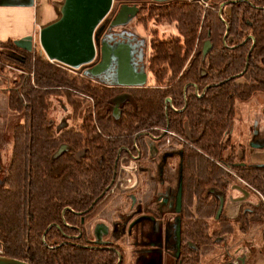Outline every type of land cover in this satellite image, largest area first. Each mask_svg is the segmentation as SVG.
<instances>
[{
	"label": "trees",
	"instance_id": "trees-1",
	"mask_svg": "<svg viewBox=\"0 0 264 264\" xmlns=\"http://www.w3.org/2000/svg\"><path fill=\"white\" fill-rule=\"evenodd\" d=\"M207 2L148 6L151 16L174 21L177 35L150 39L152 81L143 86L99 83L40 50L0 42L16 54L0 52V59L21 71L7 90L8 107L23 114L0 187V255L31 264H112L111 254L78 236L81 211L104 197L116 158L143 130L184 134L186 123L193 147H182V200L190 206L198 192L207 210V189L228 177L210 157L232 161L236 100L264 94V0ZM205 41L212 47L203 57ZM194 87L204 92L187 97ZM167 97L175 109L165 105ZM60 110L64 115L55 118ZM63 143L69 149L51 159ZM241 175L249 180L251 173Z\"/></svg>",
	"mask_w": 264,
	"mask_h": 264
},
{
	"label": "flooded vegetation",
	"instance_id": "flooded-vegetation-1",
	"mask_svg": "<svg viewBox=\"0 0 264 264\" xmlns=\"http://www.w3.org/2000/svg\"><path fill=\"white\" fill-rule=\"evenodd\" d=\"M177 1H198L208 6V0H117L106 29L97 36V48L105 45L130 48L131 52L121 34L109 26L121 5L135 7L136 21L146 23L151 19L162 20L149 14V5ZM221 9L219 5V11ZM225 11L228 12L229 7ZM140 16L143 17L141 21ZM151 32L150 39L157 36L155 30ZM175 35L177 33L171 36ZM205 42L203 57L210 49L203 54ZM134 48H138L136 44ZM99 60L100 55L96 63ZM135 71L146 73V82L139 86L150 83L147 82L148 65V73ZM105 72L114 73L116 77V82L108 85L133 87L117 83L115 56ZM203 92L204 89L194 87L186 96H200ZM165 105L175 109L169 97ZM115 107L114 113L118 114ZM258 113L247 122L250 123L247 137L237 143L232 139V124L230 144L234 153L231 162L210 157L228 177L224 186L207 189V210L198 192L190 206L182 200V147H193L186 123L184 134L168 127H159L157 135L147 130L137 132L132 147L123 148L125 153L119 160L116 158L114 177L104 197L98 201L95 198L81 211L78 236H82L84 246L111 254L112 264H264V107ZM236 115L235 104L233 123ZM261 120L263 124L259 125ZM5 144L6 138L0 137V187L4 186L11 155V152L10 155L6 153ZM119 154L120 149L117 157ZM228 154L229 147L223 156ZM246 171L251 173L249 180L241 175ZM179 190L180 204H177Z\"/></svg>",
	"mask_w": 264,
	"mask_h": 264
},
{
	"label": "water",
	"instance_id": "water-1",
	"mask_svg": "<svg viewBox=\"0 0 264 264\" xmlns=\"http://www.w3.org/2000/svg\"><path fill=\"white\" fill-rule=\"evenodd\" d=\"M113 2L114 0H55L53 2L55 16L39 26L38 43L48 60L72 69L86 66L91 76L106 71L115 56L117 83L122 86H139L146 82V73L135 71L131 67L130 48H109L105 45L97 48L96 33L98 28L102 27L98 25H101L113 9ZM223 5L224 3L220 4V9ZM135 11V7L121 5L114 22L125 21L128 14ZM13 42L24 50L34 49L33 37L30 35ZM208 48H211V43L206 41L203 54ZM99 55L100 60L96 63ZM115 109L117 110L116 107ZM60 125L57 129L61 127ZM66 149H68L66 144L59 145L51 159L59 157ZM177 204H180V190ZM0 264L31 263L0 255Z\"/></svg>",
	"mask_w": 264,
	"mask_h": 264
},
{
	"label": "rangeland",
	"instance_id": "rangeland-1",
	"mask_svg": "<svg viewBox=\"0 0 264 264\" xmlns=\"http://www.w3.org/2000/svg\"><path fill=\"white\" fill-rule=\"evenodd\" d=\"M163 1L170 2L172 0H153V2ZM117 0H115L113 9L102 21L101 28L97 30V36L104 31L107 27L108 18L111 17V14L114 11V7ZM110 28L113 31H117L121 34V39L126 42L125 45H130V63L131 67L135 70L147 71L148 65V55H149V39L152 34L150 32L155 30L159 38H166L177 33L174 22L169 20H146V23H139L136 21L134 14H128L125 21L122 22H112L109 24ZM118 33V34H119ZM152 33V32H151ZM137 45L138 48H134V45ZM140 47V48H139ZM34 49L40 50L42 53L38 38L34 40ZM0 52L11 55L16 54L0 47ZM44 54V53H43ZM45 55V54H44ZM4 64V65H3ZM7 64V65H6ZM88 67V65H87ZM73 73L78 74H89L86 66L81 67L80 69H69ZM21 73V71L11 65L3 57L0 59V137L6 138L5 151L10 155L12 147V134L14 127L23 121V114L15 112L8 107V95L7 90L13 85L14 80ZM32 74V73H31ZM30 74V75H31ZM29 75V74H27ZM90 75V74H89ZM93 76V75H92ZM94 79L99 83L104 84H113L116 82L115 74H106L105 71L100 72L93 76ZM152 79L148 73L147 82H151ZM260 96V97H258ZM264 107V94H255L248 101H236V117L233 123L232 139L233 142L237 143L243 137H247L249 132V124L247 122L251 121V117H254V113L262 111ZM55 118L63 116V112L55 111L52 112ZM259 114V113H258ZM245 121V122H244ZM259 125L263 124V121H259ZM5 140V139H4ZM126 250H129V247H126Z\"/></svg>",
	"mask_w": 264,
	"mask_h": 264
},
{
	"label": "crops",
	"instance_id": "crops-1",
	"mask_svg": "<svg viewBox=\"0 0 264 264\" xmlns=\"http://www.w3.org/2000/svg\"><path fill=\"white\" fill-rule=\"evenodd\" d=\"M55 0H0V42L32 36L39 26L54 18Z\"/></svg>",
	"mask_w": 264,
	"mask_h": 264
}]
</instances>
